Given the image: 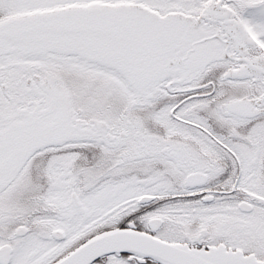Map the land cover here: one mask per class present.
Here are the masks:
<instances>
[{
  "label": "snow or ice",
  "instance_id": "snow-or-ice-1",
  "mask_svg": "<svg viewBox=\"0 0 264 264\" xmlns=\"http://www.w3.org/2000/svg\"><path fill=\"white\" fill-rule=\"evenodd\" d=\"M0 264H264V0H0Z\"/></svg>",
  "mask_w": 264,
  "mask_h": 264
}]
</instances>
